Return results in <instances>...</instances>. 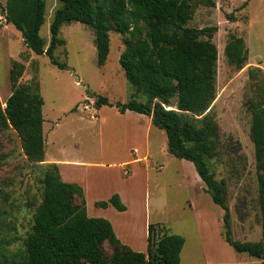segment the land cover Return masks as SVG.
Wrapping results in <instances>:
<instances>
[{"label":"rangeland","instance_id":"obj_1","mask_svg":"<svg viewBox=\"0 0 264 264\" xmlns=\"http://www.w3.org/2000/svg\"><path fill=\"white\" fill-rule=\"evenodd\" d=\"M191 1L194 15L188 25L217 27L213 35L219 51L217 97L211 113L221 147L211 167L227 186L232 238L259 241L260 172L248 103L255 97L249 68L264 70V0H214L215 6ZM46 3L41 35L48 46L50 24L61 3ZM5 4L6 0H0V104L5 106L12 93L9 71L12 61H19L25 66L20 82L27 84L36 78L40 83L46 150L44 163H30L17 132L0 128V234L11 237L12 250L25 249L42 199L41 170L58 159L72 160L67 170L86 183L88 215L110 220L117 235L134 250L147 251L148 224L154 223L161 231L184 237L181 264H264L225 241V210L207 193L194 163L168 152L165 131L152 123L148 127L149 116L120 113L115 106L94 107L98 96L115 103L127 102L134 93L119 61L128 35L110 32L108 59L98 66L94 30L77 21L63 24L60 37L65 44L55 51L56 58L67 64L61 69L47 55H37L25 46L21 32L3 16ZM232 34L243 37L249 51L241 70L229 65L224 54ZM137 99L146 101V96ZM126 160L127 164H121ZM110 193L121 196L125 211L96 204L107 200ZM105 250L111 253L107 244Z\"/></svg>","mask_w":264,"mask_h":264},{"label":"trees","instance_id":"obj_2","mask_svg":"<svg viewBox=\"0 0 264 264\" xmlns=\"http://www.w3.org/2000/svg\"><path fill=\"white\" fill-rule=\"evenodd\" d=\"M215 6L214 0H197ZM50 24V42L41 35L46 21V0H6L3 15L20 32L25 46L37 55H47L52 64L66 69L55 51L65 44L63 24L77 21L95 32L97 65L103 66L111 50L110 32L128 35L120 65L134 93L127 102H111L98 96L94 107L115 106L120 113L134 111L150 117L153 126L167 135L168 152L194 163L214 203L224 210L222 235L237 252H245L264 263V70L249 68L255 97L249 100L251 138L259 170L258 190L262 239L232 238L228 190L216 178L211 160L219 155L221 142L211 109L217 97L218 47L213 41L216 26L196 28L191 0H60ZM229 65L241 70L249 51L245 40L230 35L224 49ZM24 64L13 60L9 71L12 93L0 104V128L14 129L27 160L45 162L44 99L36 78L20 82ZM144 94L146 101H139ZM43 194L25 240V249L13 251L10 236L0 234V264H181L185 244L182 235L148 224L147 251H136L117 236L110 220L91 217L83 187L64 181L56 162L42 170ZM125 211L118 193L96 203ZM1 225V217H0ZM111 249L109 254L105 245Z\"/></svg>","mask_w":264,"mask_h":264},{"label":"crops","instance_id":"obj_3","mask_svg":"<svg viewBox=\"0 0 264 264\" xmlns=\"http://www.w3.org/2000/svg\"><path fill=\"white\" fill-rule=\"evenodd\" d=\"M129 111V110H128ZM127 112V111H126ZM138 114H140V113H138ZM141 115H143V114H140V115H138V117H140V118H142V117H144V116H141ZM151 122H150V120H149V123H148V127H150V124ZM150 131V130H149ZM148 141H149V139H148V137H147V143H148ZM147 150H149L148 148H147ZM52 162H56L57 164H58V167H59V170H60V173H61V176H62V178H63V180L64 181H67V182H76V183H78V184H80L82 187H83V189H84V193L86 194V202H87V212H88V200H87V194H88V191H87V186H86V183L83 181V180H81V179H76V178H74L73 176H72V174H71V172L69 171V170H67L68 169V166H66V165H70V164H68V163H71L72 162V160H66V161H60V160H58V159H52ZM62 162H64V163H67V164H64V163H62ZM76 162H79V163H84V162H81V161H76ZM128 163V160H126L125 162H123V163H121V164H123V165H125V164H127ZM122 165V166H123ZM163 167V166H162ZM111 194V193H110ZM109 194V197L112 195H110ZM101 201V200H100ZM114 230H115V227H114ZM117 234V233H116ZM119 238H120V240L122 241L123 239V237H121L120 235H119V233H118V235H117ZM123 243H125V244H127V245H129L131 248H132V245H131V243H129L128 241H122Z\"/></svg>","mask_w":264,"mask_h":264},{"label":"built area","instance_id":"obj_4","mask_svg":"<svg viewBox=\"0 0 264 264\" xmlns=\"http://www.w3.org/2000/svg\"><path fill=\"white\" fill-rule=\"evenodd\" d=\"M4 16V15H3ZM125 174H128V171L127 170H125Z\"/></svg>","mask_w":264,"mask_h":264},{"label":"water","instance_id":"obj_5","mask_svg":"<svg viewBox=\"0 0 264 264\" xmlns=\"http://www.w3.org/2000/svg\"><path fill=\"white\" fill-rule=\"evenodd\" d=\"M2 12H5V11H4V8L2 9Z\"/></svg>","mask_w":264,"mask_h":264}]
</instances>
